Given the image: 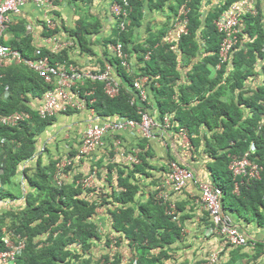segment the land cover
Masks as SVG:
<instances>
[{
    "label": "trees",
    "instance_id": "obj_1",
    "mask_svg": "<svg viewBox=\"0 0 264 264\" xmlns=\"http://www.w3.org/2000/svg\"><path fill=\"white\" fill-rule=\"evenodd\" d=\"M53 1L54 7L47 10L32 1L20 6L19 12L10 16L4 32L6 37L1 42L18 50L26 59L47 56L52 64L62 65L76 64L71 58L77 56L73 51L75 46L78 54L85 56L88 52L95 54L97 45L104 50V58L95 62V72L108 70L118 81V93L109 96L104 82L87 78L79 86L82 93L92 91L85 97V109L69 108L61 114L79 118L80 112L93 110L90 116L97 123L112 122L119 117L139 121V110L131 103L134 95L131 87L135 77H146L143 87L155 105L157 122L169 114L174 131L187 130L191 150L201 146L203 153L213 160L215 167L209 166L212 183L225 192L224 201L233 203L223 209L242 228L249 222L264 228V0H256L255 11L241 17L237 43L231 47L227 61H222L220 56L224 34L214 21L236 0L169 3L171 19L178 4L188 1L187 33L175 40H166L168 19L156 29L147 27L141 42L136 31L143 22L144 9L163 11L167 0H132L134 9H126L119 16L114 11L111 13V0L101 2L103 10L93 0H63L62 5L59 0ZM64 5L71 10L75 26L58 10ZM26 7L38 17L33 19V25L27 23L30 17H22ZM45 18L56 22L53 29L47 28ZM121 23L124 29L120 28ZM32 30L38 31V36ZM55 34L74 45L57 51L38 47L39 36ZM117 43L129 55L125 60L133 62V71L127 72L112 51L111 45ZM216 65L220 68L213 75ZM183 67L190 68L183 73ZM51 88L52 84L24 63L0 66V115L16 111L29 114V119L16 127L0 125V139L4 140L0 147V181L5 187L0 190V201L13 200V205H17L0 213V251L5 250L2 238L9 233L14 240L24 241V248L16 258L18 264H165L172 258L167 248L181 237L182 218L176 220L167 213V204L157 198L162 188L158 191L152 188L145 203L139 204L136 199L143 191V179L150 177L145 167L153 169L148 166L147 139L139 137L136 142L138 164L111 162L113 151L109 150L108 139L99 149L104 152L102 157L96 152L78 157L80 134L77 131L71 140H65L64 151L55 147L51 154L44 135L40 136L57 116L41 118L39 115L43 95ZM80 132L83 135L84 131ZM54 135L50 133L51 137ZM250 146H253L252 153ZM245 152L260 166V177L240 183L233 179L228 164ZM67 157L71 165L65 167L67 179L59 185L54 179L56 165ZM170 160L175 158L169 155ZM167 163L155 171L167 174ZM93 171L96 181L91 187L83 188L81 179ZM236 181L238 193L234 192ZM160 183L159 177L150 182L155 187ZM103 185L109 192L104 193ZM175 207L180 210L179 205ZM98 208H105L111 216V236V233H100L96 222ZM122 238L127 240L129 255L126 256L122 253ZM247 244H252L254 258L264 256V242L248 240ZM242 248L232 249L233 258L226 264H237L239 257L244 256L240 253Z\"/></svg>",
    "mask_w": 264,
    "mask_h": 264
},
{
    "label": "built area",
    "instance_id": "obj_2",
    "mask_svg": "<svg viewBox=\"0 0 264 264\" xmlns=\"http://www.w3.org/2000/svg\"><path fill=\"white\" fill-rule=\"evenodd\" d=\"M32 1L37 7L44 9L53 6L52 0H0V66L4 63H24L30 68L34 69L40 77H42L46 83L52 84L53 88L47 90L43 95V104L39 109V115L41 118L53 116L59 112H64L67 109L84 110L86 107V98L89 92H80L79 86L83 85L88 79L91 81L100 80L104 82V90L109 96H114L118 93V83L112 77L108 70L95 72V68L87 69L81 68L79 65H62L52 64L47 56H40L36 59H26L21 53L12 49L9 46L4 45L1 42L3 33L10 23V16L18 13L20 6L26 2ZM62 1V0H59ZM246 1L241 3V6H234L224 20L221 18L217 21V25L221 29H226V41L222 45L221 56L226 58L227 51L233 42L235 36L238 16L241 13L242 6ZM118 5H113V11L117 12ZM47 8V9H48ZM46 9V10H47ZM45 24L48 29H53L56 22L50 18H45ZM44 39L47 47L51 51H57L65 47L73 46V42L68 40H60L56 35L47 36ZM112 51L121 60L123 66H127L126 62L127 54L122 51V46L111 45ZM38 54L39 51H36ZM109 69V68H108ZM145 78H137L133 80L131 103L135 104L140 114V120L127 119L125 117H119L112 122H89L86 124L83 135L80 138V144L77 149V156H87L93 154L97 149L105 145V139L109 140V150L113 151L111 162L119 164H136L139 162L137 158V149H132L131 152H127L123 148V140L119 135L125 132L138 133L140 136L154 139L157 137L156 128L159 129L155 117L150 113L149 99L147 91L143 87ZM82 93V94H81ZM81 94V95H80ZM92 102V100H91ZM90 115H93V110H90ZM29 119V114L24 111H16L6 115H0V125L6 127H15L21 122ZM158 136L165 134L169 127L168 118L165 117L163 123H161ZM180 138L187 142V133L185 130L179 132ZM4 142L0 139V145ZM71 165L70 158H64L56 165L55 181L59 185L63 179L66 178L65 167ZM247 167H250L249 175L258 177V168L255 164L248 163L247 159H243L240 162L232 163L231 168L234 174L246 175ZM95 174L93 171L89 176L81 180L83 187L88 188L92 185V177ZM193 181L194 184L200 190V203L203 208L208 212L212 219L213 224L216 226L218 232L225 236L227 242L231 245L241 246L246 243L244 235L233 225L230 217L222 210L221 197L222 190L217 187H212L207 184L197 181L193 172L187 168L182 167L177 161L171 160L169 162V172L162 179V187H171L174 191H178L185 187L187 182ZM2 185L0 182V189ZM163 200L167 199V194H159ZM169 215L174 213L173 205L167 209ZM5 243V250L0 251V264H16L17 255L24 248V241L17 238L15 241L12 234L3 238ZM218 260L217 253L212 254L205 264H215Z\"/></svg>",
    "mask_w": 264,
    "mask_h": 264
},
{
    "label": "crops",
    "instance_id": "obj_3",
    "mask_svg": "<svg viewBox=\"0 0 264 264\" xmlns=\"http://www.w3.org/2000/svg\"><path fill=\"white\" fill-rule=\"evenodd\" d=\"M107 0H93V4L99 3L101 6L102 3H105ZM110 1V0H108ZM102 2V3H101ZM58 10L62 11V15L65 19L69 18L72 19V12L68 9V7L61 6ZM102 9V6L100 8ZM41 11V10H40ZM42 14V12H41ZM70 14V16H69ZM33 10H30L29 7H26L22 11V17H30L31 19H28V24L33 25V19L37 20L38 17H34ZM69 16V17H68ZM34 17V18H33ZM165 19V14L161 13V10L157 9H147V11L144 13L143 16V22L141 26L136 31V35L138 36V40H142L143 36L146 33L147 27H161L163 20ZM68 20V19H67ZM32 34L38 36V31L34 32L32 30ZM102 35V34H101ZM40 40V46L38 47H44L47 48L46 43L44 42V39L39 36ZM140 40V41H141ZM74 54L77 56L71 57L74 61H76L75 65H79L80 67H88V68H96L95 62L99 58H104L103 55V49H101L99 46H94L95 54H85L79 55L78 54V48L75 46V49H73ZM111 51V50H110ZM108 51L109 53H111ZM112 54V53H111ZM98 57V58H97ZM106 64L107 61H104ZM107 67L110 69L111 67ZM134 69V66H132ZM190 67H183V73H186ZM216 69H212L213 75L215 74ZM183 82H180L182 84ZM149 109L150 112L155 116L157 119V113L155 110V105L149 98ZM42 104V103H41ZM95 119L90 116L88 112H80L79 118H77L76 123L81 124L76 127V129H70L65 132V134L62 137V140L65 142L68 141L70 138L76 136V131L79 132L80 136L77 138V140H80L82 133L80 131H84L86 124L89 122H94ZM161 128L160 126H158ZM173 126L170 130L166 131L164 134V137L158 136L159 130L156 129L157 137L152 140H147V150L149 155L147 156L148 166L153 167V169L145 167V170L150 173V177H145L142 182V193L136 195V199L138 200L139 204L145 203L148 201V193L152 189V191L156 188L154 185H151L150 182L157 177L162 180L163 175L156 172V168L161 167L163 164H166L169 159V155L177 159L182 165L185 166L187 163L189 165L190 170H192L195 174V176L201 181V182H207L212 183V173L209 168V166H213V160L208 158L202 150V147L199 146L198 148H194V150L191 148L193 146L189 143V138L187 137V142L185 144V141H183L178 132L174 131ZM123 138V145L127 148H134L136 147V142H138V138H142L138 133H132V132H125L121 134ZM194 138H197L196 135L193 136ZM162 138V139H161ZM70 139V140H71ZM78 142V141H77ZM74 144V141L72 142ZM67 148V146H64ZM64 151V149H61ZM98 154V157H102L104 155V152L102 150H98L96 152ZM96 158V157H95ZM43 162H46V159L44 158ZM30 164V163H29ZM29 164H27L29 166ZM86 164H83L84 171ZM186 167V166H185ZM113 183V181H112ZM153 184V183H152ZM114 188L116 185H113ZM104 187V193L109 192L108 187L103 185ZM167 194V200L174 205H179L180 210H177V219L182 218L180 226H181V237L176 240L174 244L169 246L167 249L169 250V253L172 254V258L167 259L165 261V264H201L206 257L213 251H220V263L226 264L231 261L233 258V250L234 248H231L227 246L223 240V237H221L220 234L213 231L210 227L212 226L210 223V220L208 218V213L203 208L202 204L200 203V191L199 188L193 184L192 182H189L183 189L179 191H174L172 188L166 189ZM111 200V198H109ZM18 203H22V201H19ZM4 204H10L13 205V200L9 201H0V213L2 211H5L2 205ZM177 209V208H176ZM139 213V210L137 211V214ZM140 214V213H139ZM230 214V213H229ZM231 215V214H230ZM96 222L98 224L100 233L103 235L110 234L112 235V231L110 229V223H111V216L108 214L107 210L105 208H98L97 215H96ZM244 228V229H243ZM243 228H241L245 233L249 240L252 241H258V242H264V228L257 226L256 223L249 222L246 225H243ZM122 253L124 256L129 255L127 248V240L122 238ZM233 249V250H232ZM241 254H244V256L239 257L237 260V264H264V256L261 255V257L254 258L253 255V246L252 244H248L246 247L242 248L240 250Z\"/></svg>",
    "mask_w": 264,
    "mask_h": 264
},
{
    "label": "clouds",
    "instance_id": "obj_4",
    "mask_svg": "<svg viewBox=\"0 0 264 264\" xmlns=\"http://www.w3.org/2000/svg\"><path fill=\"white\" fill-rule=\"evenodd\" d=\"M53 1V0H52ZM137 1H141V0H135V2H137ZM176 0H167L166 2H165V7H164V10L163 11H161V13H164L165 14V19L163 20V23L165 22V21H167L168 19H169V16L171 15L170 14V10H171V8H169L168 9V5H169V3H174V4H176V2H175ZM244 0H236V1H234L233 3H231L230 4V7H229V9L227 10V11H225L222 15H220L219 16V18L217 19V20H215L214 21V23H215V25H216V28L219 30V31H221L223 34H224V37H223V43L221 44V48H220V56H221V49H222V45L225 43V41L227 40L226 39V29H228V28H225V29H221V28H219L218 27V25H217V21L221 18V20H224V18H226V16L228 15V13H229V11H231L232 10V8L234 7V6H241V3L243 2ZM255 1L256 0H252V1H246V3H244V5L242 6V10H241V13H240V15L238 16V18H239V20L237 21V25H236V30H237V32L235 33V36L233 37V42H232V44H231V46L229 47V49H228V51H227V54H226V58L225 59H223L222 58V56H221V60L222 61H227L228 60V54H229V52H230V49H231V47L233 46V45H235L237 42H236V34L239 32V25H240V23H241V21H242V19H241V17L244 15V14H246V13H248V12H250V13H253L255 10H254V3H255ZM59 3H61V5H62V3H63V0L62 1H58ZM53 3H54V1H53ZM187 3H188V1H184V2H180V4H178V8L176 9V14L174 15V18H171V19H169L168 20V32H167V37H166V40H168V41H171V40H175V39H177V38H179L182 34H185V33H187V27H186V24L188 23V19H187V14H188V11H189V8L187 7ZM173 4V5H174ZM113 5H118L117 6V8L119 9V11H118V13L117 12H115V13H117V15L119 16V13L120 12H122V11H124V10H131V9H134V7H133V3H132V0H111L110 2H109V6H110V8L112 9V7H113ZM172 5V6H173ZM54 7V5L52 6V7H50V8H48V9H51V8H53ZM206 7H208V6H206ZM47 8H45V9H47ZM110 9V11H111V13H112V11L113 10H111ZM149 9V8H148ZM146 12V9H144V13ZM144 13H143V16H144ZM117 15H115L116 17H117ZM71 21H72V23H73V25L75 26V20L72 18L71 19ZM110 22H111V16L108 18V24H110ZM162 23V24H163ZM9 25V24H8ZM124 23H121L120 24V28L121 29H124ZM108 27V30L110 29L109 28V26H107ZM5 32V31H4ZM110 32H107V34H109ZM112 33V32H111ZM56 35V34H55ZM3 37H6L5 35H4V33H3ZM142 41V40H141ZM141 41H139V42H141ZM118 44V43H117ZM120 44V43H119ZM121 45V44H120ZM122 50H123V48H122ZM125 53V52H124ZM126 54V53H125ZM116 57V56H115ZM127 58H129V55L127 54V57H126V59ZM145 58L147 59L148 58V56H145ZM127 62V61H126ZM127 64H128V67L126 66H124L125 67V70L127 71V72H131V71H133V68H132V66H134V64H133V62L132 61H129V62H127ZM220 68V65H216V67H214V69H219ZM189 70V69H188ZM137 78H145L146 79V81H147V78L146 77H142V76H140V77H135L134 79H137ZM115 79V78H114ZM117 83H118V81L117 80H115ZM145 81V82H146ZM144 82V83H145ZM147 91V90H146ZM85 92V91H84ZM87 92V91H86ZM89 92V91H88ZM82 94V93H81ZM90 95V94H89ZM147 96H148V99H149V95H148V91H147ZM43 104V103H42ZM42 106V105H41ZM62 112H59V113H57V114H55L56 116L58 115V114H61ZM151 113V112H150ZM152 114V113H151ZM153 115V114H152ZM154 116V115H153ZM155 117V116H154ZM165 117H167L168 118V121H169V127L167 128V130L166 131H168V130H170L171 129V117H170V115L169 114H167ZM156 119V118H155ZM156 121H157V119H156ZM163 121H164V119L162 120V122H157V124H158V126H161V123H163ZM6 127V126H5ZM16 127V126H15ZM156 129H158V128H156ZM160 129V128H159ZM158 129V130H159ZM181 130H185L186 131V133H187V130L185 129V128H180V130H179V132L181 131ZM179 132H178V134H179ZM119 137H121L122 138V136L121 135H119ZM164 137V135L162 136V138ZM143 138H145V137H143ZM161 138V139H162ZM106 139H108V138H106ZM106 139H105V141H106ZM145 139H147V140H152V139H148V138H145ZM123 140V139H122ZM124 141V140H123ZM0 147H1V145H0ZM104 147V146H103ZM103 147H101V148H103ZM101 148H99V149H101ZM123 148H125L126 150H127V152H131L132 151V149H137V147H134V148H127L126 146H124L123 145ZM77 149H78V147H77ZM77 149H76V152H77ZM99 149H97V151L99 150ZM138 150V149H137ZM250 150H251V153H252V151H253V146H250ZM97 151H95V152H97ZM94 152V153H95ZM91 155V154H90ZM137 155H138V152H137ZM80 157H83V156H80ZM68 158V157H67ZM137 158H138V156H137ZM247 159V161H248V163H250L251 165L252 164H255L256 166H257V168H258V177H253V176H250L249 175V171H250V167H247V174L246 175H243V174H234V172H233V169L231 168V165H232V163H235V162H240L241 160H243V159ZM139 159V158H138ZM171 161V160H170ZM170 161H168V167H169V162ZM175 161H177L182 167H183V165L177 160V159H175ZM139 162H140V160H139ZM138 162V163H139ZM138 163H136V164H138ZM131 164H133V163H131ZM131 164H123V165H131ZM185 166L186 167H184V168H187V169H189L190 167L188 166V165H186L185 164ZM191 169V168H190ZM189 169V170H190ZM228 170L232 173V176H233V179H236V180H239L240 181V183H243V181L245 180V181H248V180H251V179H259V177H260V170H261V168H260V166L256 163V162H254V161H252L250 158H249V152H245L244 154H243V156L241 157V158H238V159H232V160H230V162H229V164H228ZM192 171V170H191ZM193 172V171H192ZM56 173V172H55ZM168 174V173H167ZM167 174H165V175H163V178L167 175ZM193 174H194V172H193ZM194 176H195V174H194ZM86 178V177H85ZM162 178V179H163ZM195 178L197 179V181H199V182H201L196 176H195ZM54 179H55V175H54ZM65 179H67V176H66V178H64L63 180H65ZM82 180V179H81ZM94 181H96V173L93 175V177H92V185L94 184ZM1 182V181H0ZM56 182V181H55ZM81 182V181H80ZM189 182H192L193 184H194V182L193 181H189ZM189 182H187V184L189 183ZM201 183H204V184H207V185H209V186H212V187H217V188H220V187H218V186H215V185H213V183H207V182H201ZM161 184H162V180H161V183L158 185V186H156V190L158 191V189H163V191H162V194H166V189L167 188H169V189H171V187H162L161 186ZM186 184V185H187ZM2 185V184H1ZM91 185V186H92ZM114 185V184H113ZM185 185V186H186ZM196 185V184H195ZM90 186V187H91ZM197 186V185H196ZM234 186H235V189H234V192L235 193H238V188H239V183L236 181L235 183H234ZM5 187H1V189L0 190H2V189H4ZM83 188H85V187H83ZM89 188V187H88ZM184 188V187H183ZM182 188V189H183ZM173 189V188H172ZM221 189V188H220ZM181 190V189H180ZM222 190V189H221ZM179 191V190H178ZM200 191V190H199ZM159 194H160V192L158 191L157 192V198L158 199H161L163 202H165L166 204H167V207L169 208L170 207V205H173V207H174V213L173 214H171V216H175V219L177 220V209H176V207H175V205L174 204H168V200L166 199V200H163V198L162 197H160L159 196ZM200 196H201V193H200ZM224 197H225V192L222 190V197H221V204H222V210L225 212V214H227L229 217H230V219H231V221H232V223H233V225H235L237 228H238V230L244 235V237H245V239H246V243L244 244V245H241V247H246L248 244H247V242H248V238H247V236H246V233L241 229L242 227H240L238 224H236L235 223V220H234V218H233V216L232 215H230L229 213H227L224 209H223V206H226V207H228L227 205H226V203H227V201L225 200L224 201ZM229 208V207H228ZM207 212V211H206ZM208 213V212H207ZM208 218H209V220H210V223H211V229H213V231H215V232H217L218 234H220L219 232H218V230H217V228H216V226L213 224V222H212V219H211V217L209 216V214H208ZM244 229V228H243ZM8 235H10L9 233L8 234H5L4 235V237H6V236H8ZM221 235V237H223V240H224V242H225V244L227 245V246H229V247H231V248H235V247H240V246H235V245H231V244H229L228 242H227V240H226V238H225V236L224 235H222V234H220ZM3 237V238H4ZM3 238H2V240H3ZM16 241V240H15ZM4 245H5V243H4ZM215 253H217V256H218V260L215 262V264H219L220 263V251H213V252H211L207 257H206V259L201 263V264H205L206 262H207V260L209 259V257L212 255V254H215ZM16 264H18L17 263V260H16Z\"/></svg>",
    "mask_w": 264,
    "mask_h": 264
},
{
    "label": "rangeland",
    "instance_id": "obj_5",
    "mask_svg": "<svg viewBox=\"0 0 264 264\" xmlns=\"http://www.w3.org/2000/svg\"><path fill=\"white\" fill-rule=\"evenodd\" d=\"M77 118L78 116L58 114L53 125L51 127H48L47 130L40 136L41 138L44 135L43 139L47 142V144L51 148L52 150V151L50 150L51 154H53L55 147L59 148L60 150L64 146V141L62 140V137L66 131L70 129H75L78 125H81V124L76 123ZM48 130L50 132H47ZM50 133L55 134L54 137H51ZM45 158L47 159V157ZM226 201L229 202V203H226L227 206L233 205L231 201L229 200H226ZM15 206L17 205L16 204L15 205H10V204L2 205L4 210L11 209Z\"/></svg>",
    "mask_w": 264,
    "mask_h": 264
}]
</instances>
